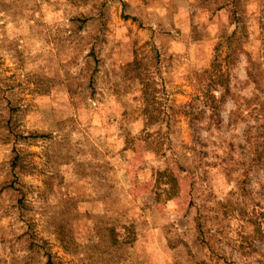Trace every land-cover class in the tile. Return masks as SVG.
<instances>
[{
    "label": "rangeland",
    "instance_id": "1",
    "mask_svg": "<svg viewBox=\"0 0 264 264\" xmlns=\"http://www.w3.org/2000/svg\"><path fill=\"white\" fill-rule=\"evenodd\" d=\"M216 59L219 118L177 110ZM240 183L264 223V0H0V264L257 259Z\"/></svg>",
    "mask_w": 264,
    "mask_h": 264
},
{
    "label": "trees",
    "instance_id": "2",
    "mask_svg": "<svg viewBox=\"0 0 264 264\" xmlns=\"http://www.w3.org/2000/svg\"><path fill=\"white\" fill-rule=\"evenodd\" d=\"M238 35L236 33H233L230 37H227V41L229 43H232L233 38L237 37ZM245 36L241 35L239 37V42L244 40ZM221 45V44H220ZM241 48L242 50H244V44L241 43ZM139 64L136 60V62H134L132 64V70H137ZM255 69V64L252 67H250V69L248 70V76L250 78V80H252L253 82H256V75L254 72ZM212 73V75H211ZM206 75V76H205ZM207 75H209V80ZM199 84H200V94L191 102L190 105H184V106H180L178 107L177 110H182L183 112L188 113V110H198L199 113L204 114L206 112V110H208L210 112V118L211 119H215V118H219L220 116V108L223 104V102L226 99L227 95H230V79L228 77L227 74H225V72L223 71V68L221 66L220 63L216 61L214 62V68L212 71H207L204 73V75L201 76V78H199ZM222 90V94L219 96L218 95V90ZM144 100L149 102V99L146 100V94L144 93ZM156 98L155 96L152 97V99L150 100V103L155 102ZM203 110V111H202ZM192 113V112H191ZM144 115H145V120L147 121L148 125H153L155 123H158L160 121L164 122L165 120V113L164 111H160L159 115L154 116L151 114L150 112V107L144 109ZM258 158H260L258 156ZM258 160V159H257ZM16 161V159L14 160ZM219 166V165H218ZM217 165L212 166L210 169H208V171H206V174H210L215 172L217 175H222L224 176V174L227 175V171H224V169H222L221 167H218ZM220 170V174L217 173L214 170ZM171 186V185H170ZM172 188V186H171ZM237 191V190H236ZM240 193V201L238 200L237 204L239 205L240 209V214L241 215V219L243 222L245 221L247 224L246 230H248L250 228L251 233H257L260 231V234L262 233V227L264 226V223L262 222L263 219V212L260 211V209L257 206L252 207L251 203L248 201L247 199V190L246 187L244 185V183H240V188L237 191ZM249 196V195H248ZM228 204H231L232 201L231 200H227ZM221 206L226 208L224 203H221ZM207 208V207H206ZM198 210V209H197ZM213 211V210H212ZM201 210L199 209L197 212V229H198V235H199V241L201 244H203L204 246L207 247V249L210 251V253L213 255L214 254V250H215V245L214 243L211 245V242L216 241V242H222V235H223V230H216L213 231V229H205L206 227V221H208V216L207 215H203L200 214ZM228 213V212H225ZM232 214V213H231ZM248 216V219H246L245 217ZM230 220L231 222L239 225L240 224V220L238 217L234 216V215H230ZM235 224H233L235 226ZM239 231L241 232L240 234L242 235V231L244 232L245 228L242 225H239ZM254 227H256L257 230H251L252 228L254 229ZM218 234L220 235L219 239H218ZM239 234V236L241 237V235ZM244 236V235H243ZM238 237V236H237ZM243 239V237H242ZM245 239V238H244ZM239 241V239H238ZM245 241V240H244ZM240 242V246L238 248L240 249H246L249 248L247 246H245V242H243V240L239 241ZM234 264H264V256L258 257L256 258H251L249 255H246L245 257H242V259L236 263L233 261ZM47 264H60V263H56L53 261L52 257L49 256L48 257V262ZM198 264H212L211 262H201Z\"/></svg>",
    "mask_w": 264,
    "mask_h": 264
}]
</instances>
